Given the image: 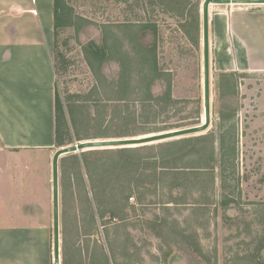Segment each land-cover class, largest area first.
<instances>
[{
    "label": "rangeland",
    "instance_id": "obj_1",
    "mask_svg": "<svg viewBox=\"0 0 264 264\" xmlns=\"http://www.w3.org/2000/svg\"><path fill=\"white\" fill-rule=\"evenodd\" d=\"M204 1L67 0L55 85L72 144L54 152L206 123ZM237 6H211L209 32L211 13ZM209 37L205 131L61 158L60 245L61 234L79 244L68 264H264V72L234 41ZM192 136L200 154H182ZM167 157L179 171L159 169ZM52 175L53 153L1 151L0 227L53 230ZM35 204L45 217L23 215Z\"/></svg>",
    "mask_w": 264,
    "mask_h": 264
},
{
    "label": "crops",
    "instance_id": "obj_2",
    "mask_svg": "<svg viewBox=\"0 0 264 264\" xmlns=\"http://www.w3.org/2000/svg\"><path fill=\"white\" fill-rule=\"evenodd\" d=\"M54 2L0 0V152L47 151L54 157L59 151L54 152ZM247 8L250 7L242 4L215 10L211 13L213 27L209 33L234 41L244 55L246 52L248 69L250 62H257L254 69L264 72V7L255 11L251 8L252 12ZM34 211L23 215L45 217L44 210L36 208V204ZM52 232L49 224L0 227V264H54ZM66 238L61 234L60 264H68L79 246ZM67 242L70 253L65 250Z\"/></svg>",
    "mask_w": 264,
    "mask_h": 264
},
{
    "label": "water",
    "instance_id": "obj_3",
    "mask_svg": "<svg viewBox=\"0 0 264 264\" xmlns=\"http://www.w3.org/2000/svg\"><path fill=\"white\" fill-rule=\"evenodd\" d=\"M233 4H250L264 5V0H205L202 8L203 15V41H204V84H205V113L206 123L202 126L152 135L149 137L118 140V141H103V142H84L80 145L69 146L57 151L53 157V235H54V264H60V218H59V161L60 158L76 154L82 150L94 149H112V148H129V146L141 147L152 145L154 143L163 142L169 139H178L195 135L205 131L210 125V75H209V53H210V37H209V11L211 6H224ZM135 148V147H134Z\"/></svg>",
    "mask_w": 264,
    "mask_h": 264
},
{
    "label": "trees",
    "instance_id": "obj_4",
    "mask_svg": "<svg viewBox=\"0 0 264 264\" xmlns=\"http://www.w3.org/2000/svg\"><path fill=\"white\" fill-rule=\"evenodd\" d=\"M66 3H67V0H55L54 2V21H55V37L57 38L58 37V31L59 29L62 27V26H65L67 25V20L65 22V15H64V12H65V9H66ZM93 51V53L98 56V48L95 47L93 49H91ZM59 58V54H57V50H56V54H55V70H56V74H57V59ZM155 61V64H156V59L154 60ZM154 67L156 68V65H154ZM169 93V92H168ZM167 93V94H168ZM61 115H62V105H61V102H60V99L56 96V145L57 147H63V146H67V145H71L72 142L69 143V141L67 140H64V138L66 137V135L68 134L69 132V129H68V125H67V122L65 121V116H64V119L61 118ZM202 136H195V137H187L186 139L184 140H179V142L181 143H184L185 145L183 146V149H181V152L183 154L184 151H186L185 155H187V152H188V155L190 153L192 154H200V150L202 147V144H200V146H195V144L198 142V141H202ZM71 141V140H70ZM66 142H68L66 144ZM80 142V140H79ZM177 142V143H179ZM212 147V145L210 146V148ZM124 150H128V149H120L118 151H124ZM130 150V149H129ZM213 151L214 149L212 148L210 153H209V156H208V159L212 160L213 159ZM169 157H167L166 159L163 158L162 159V166L159 167V169L163 170V171H179L180 169L179 168H175V167H171L169 165L170 163V160H167ZM172 158V157H171ZM62 170H63V166H62ZM64 171V170H63Z\"/></svg>",
    "mask_w": 264,
    "mask_h": 264
},
{
    "label": "bare ground",
    "instance_id": "obj_5",
    "mask_svg": "<svg viewBox=\"0 0 264 264\" xmlns=\"http://www.w3.org/2000/svg\"><path fill=\"white\" fill-rule=\"evenodd\" d=\"M142 138V137H141ZM136 147V146H129V148Z\"/></svg>",
    "mask_w": 264,
    "mask_h": 264
}]
</instances>
